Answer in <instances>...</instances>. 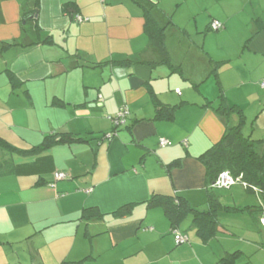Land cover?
<instances>
[{
  "label": "crops",
  "instance_id": "obj_1",
  "mask_svg": "<svg viewBox=\"0 0 264 264\" xmlns=\"http://www.w3.org/2000/svg\"><path fill=\"white\" fill-rule=\"evenodd\" d=\"M153 1L0 0V139L19 151L0 153V264H221L234 251L235 264L251 263L248 240L222 232L202 243L188 214L175 226L187 243L176 246L162 207L147 201L205 204L196 158L239 121L214 110L220 95L264 150V0ZM169 2L181 19L201 18L198 40L183 33L189 54H170L181 74L159 62L143 29L142 6L164 27ZM212 21L224 28L209 31ZM209 61L222 63L217 77ZM149 90L161 104L183 102L171 121L154 118ZM123 106L125 126L102 139ZM61 134L70 140L57 143ZM47 136L52 146L31 155ZM57 172L68 179L54 183ZM124 205L128 214H112ZM89 207L103 218L81 220Z\"/></svg>",
  "mask_w": 264,
  "mask_h": 264
},
{
  "label": "trees",
  "instance_id": "obj_2",
  "mask_svg": "<svg viewBox=\"0 0 264 264\" xmlns=\"http://www.w3.org/2000/svg\"><path fill=\"white\" fill-rule=\"evenodd\" d=\"M136 2V1H135ZM138 3V2H137ZM143 7V19H144V33L148 38L150 44L157 50L160 56L159 62L161 64H167L170 69L178 74H181V67L173 65L171 61L170 52L166 46V27H160L151 13V7ZM217 22L221 26L214 30L213 23ZM255 23L258 20L254 21ZM167 25L172 26V23L169 22ZM223 24L219 21H212L208 28L209 31L218 32L222 30ZM184 34L186 32L182 31ZM110 62V61H109ZM130 61H120L114 62V64H124ZM107 63V62H105ZM111 63V62H110ZM209 74L217 77V70L222 63L209 61ZM104 63L97 64L98 66L103 65ZM113 64V63H112ZM11 81H14V78L11 77ZM262 82V81H261ZM260 82V84H261ZM13 84H15L13 82ZM259 84V85H260ZM196 88V87H195ZM261 88V87H260ZM262 89V88H261ZM264 90V89H263ZM149 94L151 95V99L153 105L155 106V115L154 118L156 120H167L171 121L173 119L175 110L180 107L183 102H180L177 105H165L161 104L158 97L153 94L151 90H149ZM175 94L177 96L181 95L179 89L175 90ZM219 103L214 108V110L221 114L222 116H229L231 113H236L239 117V121L234 126H227L220 141L213 144L210 148H208L204 153L199 155L196 159L204 168L205 171V204L203 207L191 206L184 198L180 197H151L147 201V205L149 207H162L164 213L169 218L172 224L171 234L173 235L174 231H177L176 223L181 219L182 215H190L192 223L195 226V233L198 239L202 243H208L213 238H217L219 233L225 232L233 235L232 232H229L227 229L223 227L222 224L219 223L218 214L219 212H232V213H241V212H249L253 221L256 223L258 228H261L264 232V150L259 152L257 150L258 144L261 141L252 140L251 138L244 136L241 131V127L243 124V114L241 110L237 106L229 105L225 101V97L222 95L219 96ZM124 109L126 110V114L123 116L122 121L117 120V126L115 125V118L117 117V113L111 119L113 129L105 134L102 139H105L106 135H110L111 137L115 135L119 128L124 127L126 121L129 116V110L127 106L119 107L117 112H121ZM57 143H63L70 140L69 134H61ZM53 137V136H52ZM53 138L46 137L42 146L37 147L31 153L41 154L43 151L47 150L52 146L54 141ZM165 140V139H164ZM167 141V140H166ZM160 142V140H159ZM168 145L161 146L160 148L170 147L171 144L168 141ZM182 145H186V142L182 143ZM7 152H19L6 142L0 139V153ZM20 154H24L20 152ZM176 162H172L171 165ZM170 165V166H171ZM222 172H227L230 177L234 180V183L227 188H217L213 187V183L217 180L218 176ZM63 173V172H62ZM64 174V178L62 180H55L56 182L65 181L68 179V175ZM240 183L244 186V189L248 193H253L257 198V205L254 206H246L244 208L234 207V206H224L219 197L213 192L215 190H229L235 183ZM91 189L84 190L86 194L90 193ZM131 207L129 205H124L121 208L114 211L112 214L115 216H124L129 213ZM103 218V213H101L96 207L85 208L81 214V220L89 221L92 219L100 220ZM226 230V231H225ZM179 233V232H178ZM180 234V233H179ZM181 235V234H180ZM182 236V235H181ZM174 239V235H173ZM186 242L187 243V238ZM182 243V244H185ZM175 244V240H174ZM180 244V245H182ZM176 245V244H175ZM178 246V245H176ZM259 248H264V244H260ZM240 251H234L232 253H228L224 258L220 259L221 264H235L236 260L240 257ZM250 259L249 256H247ZM250 263V261H249ZM62 264H82V261L78 262H68L64 261Z\"/></svg>",
  "mask_w": 264,
  "mask_h": 264
},
{
  "label": "rangeland",
  "instance_id": "obj_3",
  "mask_svg": "<svg viewBox=\"0 0 264 264\" xmlns=\"http://www.w3.org/2000/svg\"><path fill=\"white\" fill-rule=\"evenodd\" d=\"M169 6L170 8H173L171 7L172 4L169 2L166 9L167 14L162 25L166 27V46L172 56L177 54L180 58H183V53L185 57L189 54V48L183 49L182 31L184 30L189 38L191 36L198 40L200 35L196 34V30H199L201 18L195 20V22L192 21L189 23L185 18L181 19V15H183L182 13L174 15L173 9H170L169 11ZM171 20L174 23L179 20L180 23L176 22L178 28L167 25ZM189 38L188 41H190ZM213 192L219 197V200L224 206H237L244 208L246 206L257 205L258 203L256 196L253 193L246 192L244 186L237 182L229 190H215ZM203 206L204 203L201 207ZM218 220L221 221L225 229L233 233V235L229 234L230 238L236 240V242L242 237L249 241V243L246 242L242 245L249 254L248 256H250V264H264V248L259 249V245L264 244V232L261 228H258L249 212H219ZM238 264H246L244 258L241 259Z\"/></svg>",
  "mask_w": 264,
  "mask_h": 264
},
{
  "label": "built area",
  "instance_id": "obj_4",
  "mask_svg": "<svg viewBox=\"0 0 264 264\" xmlns=\"http://www.w3.org/2000/svg\"><path fill=\"white\" fill-rule=\"evenodd\" d=\"M75 20L78 21V22H81L84 19H82L81 17L78 16V17L75 18ZM212 26H213L214 30H216L221 25L219 23H217V22H214ZM260 87L262 89H264V81L261 82ZM126 113L127 112H126V110L124 111V109L121 112L120 111L117 112V117L115 118L116 119L115 120V125L116 126H117V122H118L117 120L122 121L123 116ZM105 137H106V139H110L111 138L110 135H106ZM159 144L161 146H166L169 143H168V141H166L164 139H161ZM54 178H55V180H62L64 178V174L62 172H59V173L57 172V173L54 174ZM233 183H234V180L230 177V175L227 172H222V173L219 174V176H218L217 180L215 181V183H213V187L227 188V187L231 186ZM173 235H174V240H175V244L176 245H180V244L186 242V239L183 236H181L177 231H174Z\"/></svg>",
  "mask_w": 264,
  "mask_h": 264
},
{
  "label": "water",
  "instance_id": "obj_5",
  "mask_svg": "<svg viewBox=\"0 0 264 264\" xmlns=\"http://www.w3.org/2000/svg\"><path fill=\"white\" fill-rule=\"evenodd\" d=\"M149 1H151V2H153V3L155 2V1H153V0H149Z\"/></svg>",
  "mask_w": 264,
  "mask_h": 264
}]
</instances>
